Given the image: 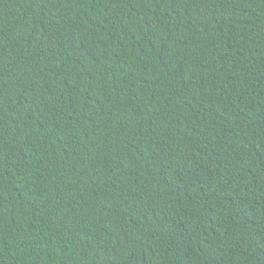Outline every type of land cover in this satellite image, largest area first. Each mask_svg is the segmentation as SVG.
Listing matches in <instances>:
<instances>
[{"label": "trees", "instance_id": "obj_1", "mask_svg": "<svg viewBox=\"0 0 264 264\" xmlns=\"http://www.w3.org/2000/svg\"><path fill=\"white\" fill-rule=\"evenodd\" d=\"M0 264H264V0H0Z\"/></svg>", "mask_w": 264, "mask_h": 264}]
</instances>
